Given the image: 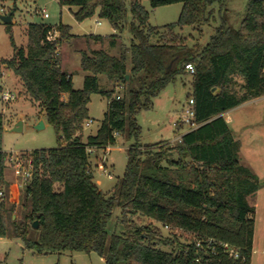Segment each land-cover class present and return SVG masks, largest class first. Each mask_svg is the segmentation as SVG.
Masks as SVG:
<instances>
[{
    "label": "trees",
    "instance_id": "16d2710c",
    "mask_svg": "<svg viewBox=\"0 0 264 264\" xmlns=\"http://www.w3.org/2000/svg\"><path fill=\"white\" fill-rule=\"evenodd\" d=\"M60 3L77 6L78 21L97 13L108 20L116 34L88 37L100 43L109 38L111 46L119 45L128 17L127 0ZM150 3L153 8L175 3L183 7L176 22L159 27L150 24V12L142 0H132V45L122 47L119 55L104 48L81 50V66L89 73L79 89L73 75L62 69L59 53V46L75 37L70 25L29 23L26 47L16 46L11 36L14 56L0 57V71L6 64L20 76L26 92L54 126L58 145L31 150L35 169L24 195L31 209L22 220H15V202H2L0 237L7 236L12 222L26 248L39 254L94 251L107 264H252L256 208L249 197L260 189L261 179L240 161L241 144L224 114L264 96V0H250L239 28L229 22L226 9L222 25L205 46L188 44L181 31L186 26L201 29L211 24L215 4L222 0ZM15 10L10 12L12 17ZM6 29L11 33L12 22L6 23ZM189 63L195 66L190 98L195 100L199 126L174 146L162 142L147 144L143 150L136 141L129 148L128 165L114 193L104 192L94 181L91 152L115 145L118 135L138 138L139 111L150 108L153 98L177 74L185 73ZM101 75L107 76L110 89L101 87ZM119 85L124 88L118 92ZM95 93L106 96L108 106L97 132L84 139ZM4 123L5 115L0 113V183L5 181L8 156L1 144ZM174 151L177 159L172 157ZM117 207L122 209L125 230L110 233L108 224ZM131 213L144 214L192 238L185 243L163 238L159 228L135 224L128 218ZM36 220L39 238L32 240L29 235Z\"/></svg>",
    "mask_w": 264,
    "mask_h": 264
},
{
    "label": "rangeland",
    "instance_id": "374dc122",
    "mask_svg": "<svg viewBox=\"0 0 264 264\" xmlns=\"http://www.w3.org/2000/svg\"><path fill=\"white\" fill-rule=\"evenodd\" d=\"M132 0H127L128 17L125 28L120 34L119 45L110 48L112 53L120 52L122 47H130L133 43V35L130 30L133 16L130 11ZM250 0H222V3L215 4V20L201 29L186 26L181 34L187 37L188 44L200 43L205 46L216 28L223 23L222 16L229 9V22L239 28L245 17L247 6ZM143 5L150 12V24L153 26H164L178 20L183 4L175 3L157 8L151 6L150 0H142ZM16 6V7H15ZM16 8L12 17L11 33L6 29V23L0 18V57L10 59L14 56L13 36L16 46H27L28 37L26 28L32 22H44L50 24H64L71 26V32L75 35L90 36V34H114L113 25L106 19L100 18L98 13L83 21L76 20L74 13L77 6L62 5L60 0H2L0 1V12L2 15L11 14ZM49 13L45 17L43 11ZM100 21V23H98ZM117 33V32H116ZM92 47H101L100 43L89 37L72 38L65 40L60 47L61 60L64 59L66 71L73 73L75 88L83 87L85 71L81 66V56L77 51L80 48L89 50ZM129 65L131 63L129 62ZM0 71V113L5 115L4 131L2 134V149L7 152H25L39 148H49L58 145L57 132L49 122L44 128L36 126L46 119V113L39 103L31 98L26 92L19 75L11 68L8 75H2ZM100 85L103 89H110L112 84L106 75L100 76ZM4 91L17 93V98L4 102L2 94ZM193 92V76L186 70L185 73L176 75L175 80L170 82L161 93L153 98V104L148 109H142L137 114V120L141 127L138 138H130L127 134L118 135L117 142L108 149H94L90 155L91 169L94 181L106 193L112 195L116 185L123 178L127 165L129 148L138 141L144 150L147 144L170 143L174 146L179 142V137L189 131V126L183 124L178 126L181 117L185 116V108ZM253 99L224 114L228 120L235 138L241 144L240 161L253 169L261 179L260 189L249 197L250 203L255 206L256 227L253 239L254 253L252 264H264V99ZM108 98L101 94L92 95L89 103L90 117L94 119L91 126L84 125L83 136L95 134L101 124L107 110ZM22 123L21 130H14L19 122ZM173 158H178L177 153H172ZM167 162L164 161L163 164ZM106 169V170H105ZM109 172L112 174L110 177ZM5 180L9 185L18 186L20 179L14 174L11 166L5 169ZM20 194V195H19ZM16 192V209L13 219L22 220L26 211H30L28 202L25 205V189ZM20 196V197H19ZM8 202H10L8 200ZM122 209L117 207L114 216L108 224L110 233H121L125 226L121 221ZM129 219L137 225H149L161 230L163 238H178L181 242H188L191 235L180 230L166 228L162 223L147 217L141 213H131ZM29 237L38 240L39 232L31 229ZM169 250L171 246H160ZM0 264H107L104 256L97 252L64 251L36 253L26 248L25 242L18 237L14 231L12 222L8 223V234L0 237Z\"/></svg>",
    "mask_w": 264,
    "mask_h": 264
},
{
    "label": "built area",
    "instance_id": "2783aa9c",
    "mask_svg": "<svg viewBox=\"0 0 264 264\" xmlns=\"http://www.w3.org/2000/svg\"><path fill=\"white\" fill-rule=\"evenodd\" d=\"M43 13L45 17L50 16L46 10H44ZM60 47L61 46H59V53L61 54ZM186 69L190 73L195 72V66L193 63L187 64ZM2 75L4 76L8 75L6 68L3 69ZM123 88H124L123 85H119L118 92L120 90H123ZM16 98H17V93L13 91H4L2 94V100L4 102H10ZM118 98H120V95L118 96ZM195 118H196L195 100L194 98H190L185 108V116L180 118L178 125L182 126L183 124H187L189 126V130L197 128L199 124L196 122ZM93 122L94 119L90 118L85 122V126L89 127ZM182 136L179 137V141H181ZM7 154L8 156H7L6 164L11 166L15 176L17 177V179L21 180V183L18 186L15 185L14 188H12V185H9L6 182V180L3 181V183H0V204L8 200L11 202H16V192L19 194V191L25 189L26 186L32 181L34 175V169H35L34 161L31 156V151L10 152ZM109 175L110 177H112V174L110 172ZM226 247H228V244H226ZM231 253L235 257H239V253L237 251L231 250Z\"/></svg>",
    "mask_w": 264,
    "mask_h": 264
},
{
    "label": "crops",
    "instance_id": "0c3cea01",
    "mask_svg": "<svg viewBox=\"0 0 264 264\" xmlns=\"http://www.w3.org/2000/svg\"><path fill=\"white\" fill-rule=\"evenodd\" d=\"M98 23H100V21H98ZM113 31H114V34H116V32H117V30H116V28H114L113 27ZM94 33H92V34H90V35H93ZM94 35H103V34H94ZM103 36H110V35H103ZM74 39L75 38H83V39H86V38H88L89 39V37L88 36H83V35H75V37H73ZM94 40V39H93ZM95 41V43H100V42H96V40H94ZM101 44V47H99V48H95V47H92L91 49H100V48H104L105 50H107L108 52H110L111 54H114V53H112V51L110 50V48H116L117 46H115V47H113V46H111L110 45V39L109 38H107V39H105V41L103 42V43H100ZM62 46V45H61ZM84 49H86V48H80L79 50H77L79 53H80V56H81V50H84ZM91 49H89V50H91ZM120 53V52H119ZM115 55H118V53H115ZM64 59L62 60V69L64 70V71H66L65 70V67H64ZM2 68L4 69V68H6L7 69V72H8V67H7V65L6 64H4L3 66H2ZM3 71V70H2ZM68 73H71L70 71H67ZM72 75H73V73H71ZM7 76V75H6ZM73 78H74V76H73ZM258 99H264V96L263 97H260V98H258ZM255 100H257V99H255ZM44 123L47 125V123H48V120H47V117H46V119H45V121H44ZM179 126V125H178ZM179 127H181V126H179ZM15 187V185H12V188H14Z\"/></svg>",
    "mask_w": 264,
    "mask_h": 264
},
{
    "label": "water",
    "instance_id": "95a60500",
    "mask_svg": "<svg viewBox=\"0 0 264 264\" xmlns=\"http://www.w3.org/2000/svg\"><path fill=\"white\" fill-rule=\"evenodd\" d=\"M0 18H1V20L3 21V22H5V23H10V22H12V15L11 14H8V15H1L0 16ZM171 69V65L169 66V68H168V71ZM129 77V75H127V78ZM213 92L214 93H217L218 92V88H213ZM22 121L21 122H19V123H17V125L15 126V128H14V130H16V131H19V130H21V127H22ZM38 129H41V128H44L45 127V123H44V120H41L38 124H37V126H36ZM33 228H35V229H38L39 228V221L38 220H36L35 222H34V224H33Z\"/></svg>",
    "mask_w": 264,
    "mask_h": 264
}]
</instances>
